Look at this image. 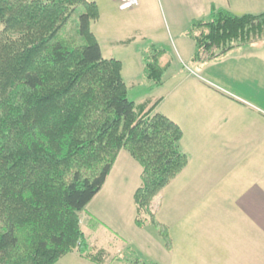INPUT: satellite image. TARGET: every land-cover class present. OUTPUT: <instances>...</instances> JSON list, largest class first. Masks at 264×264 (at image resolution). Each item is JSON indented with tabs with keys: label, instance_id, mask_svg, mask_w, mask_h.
I'll list each match as a JSON object with an SVG mask.
<instances>
[{
	"label": "trees",
	"instance_id": "obj_1",
	"mask_svg": "<svg viewBox=\"0 0 264 264\" xmlns=\"http://www.w3.org/2000/svg\"><path fill=\"white\" fill-rule=\"evenodd\" d=\"M76 13L81 41L66 34ZM98 17L93 0H0V264H56L69 253L94 264H160L127 251L107 261L83 230L121 150L141 166L136 225L151 221L171 245L150 204L189 162L183 131L155 104L128 98L122 62L103 57L91 32ZM188 34L194 58L205 60L264 38V11L212 4ZM162 54L155 45L141 52L152 88L162 84Z\"/></svg>",
	"mask_w": 264,
	"mask_h": 264
},
{
	"label": "rangeland",
	"instance_id": "obj_2",
	"mask_svg": "<svg viewBox=\"0 0 264 264\" xmlns=\"http://www.w3.org/2000/svg\"><path fill=\"white\" fill-rule=\"evenodd\" d=\"M93 1L98 6L99 17L91 21V32L101 47L103 57H114L122 62L128 98L136 105L142 102H150L153 106L155 104L152 109L154 112H161L179 123L185 134L181 148L187 154L192 155L189 146L186 147L192 136L190 133L201 126L198 129L200 134L197 135L205 148L199 152L201 162L197 160L189 168L191 170L188 174L182 176L187 185L216 186V180L220 179V175H216L217 157H228L232 161L231 167L236 166L238 169L246 168L244 158L248 163L252 159L253 165H249L248 169L254 171L255 175H260L264 171V127L258 126L264 124V38L235 46L221 55L215 52L211 58L197 60L194 58V42L188 32L193 20L209 19L212 4L235 14H256L264 11V0H137L138 5L129 9L120 8L122 0ZM78 14H74L69 20L66 34L81 41L78 34ZM151 45L161 48V64L164 69L162 84L153 88L151 82L143 76L141 59V52ZM193 108H198V111H191ZM228 127L232 129L226 130ZM229 136L230 151L224 154L226 147L223 145H226ZM219 143L222 150L218 148ZM199 147L200 143L197 148ZM127 157L136 169H140L132 157ZM220 171H224V168ZM113 181L117 188L121 187L117 200L121 208H115L117 204L113 206L115 215L112 221L119 223L121 233L109 232L113 235L110 242L103 241L100 234L98 239H94L97 231L105 228L98 222L99 229L96 231L93 227L96 220L92 218L89 231L85 228L90 241L95 246L106 249L109 253L107 261L124 251L129 252L133 258L154 260L155 257L148 248L150 240L149 245H141L142 241L139 240H129L133 236L131 221L133 223L137 213L133 195L140 185V176L138 173L135 175L132 170L129 174L120 171ZM172 184L181 185V176ZM167 198L163 188L160 197L154 199L153 203L157 201L155 206L159 203L164 206L169 201ZM209 203L215 201L211 200ZM99 204L103 202L97 198L91 204L92 209ZM144 224L145 230H141V233L152 231L156 242H163L151 221H145ZM102 231L108 234V230ZM150 239L154 244L155 239ZM119 263L121 262L115 261V264ZM56 264L91 263L69 253Z\"/></svg>",
	"mask_w": 264,
	"mask_h": 264
},
{
	"label": "crops",
	"instance_id": "obj_3",
	"mask_svg": "<svg viewBox=\"0 0 264 264\" xmlns=\"http://www.w3.org/2000/svg\"><path fill=\"white\" fill-rule=\"evenodd\" d=\"M190 110L196 113L198 108ZM258 126L263 128L264 124ZM213 127H215L214 124ZM200 128L201 126H197L190 133L192 136L186 147L189 146L192 155L188 154V164L164 187L169 201H166L164 206L161 203L155 206L157 201L154 203L153 201L160 197L161 190L150 204L151 213L168 229L171 240L170 247H165L164 242L157 243L155 236L151 234L152 231L150 233L143 231L147 235L141 233V230L145 229L144 226L136 225V215H134L133 223L131 221L133 236L130 239L126 236V239L135 242L142 241L141 245H149L150 240L148 248L154 255V260L160 264H264V171L260 175H255L254 171L248 169L249 165H253L252 159L251 163H248L249 161L244 158L246 168L238 169L236 166L231 167L232 161L228 157H217L216 175H220V179L216 180V186L187 185L182 176L188 174L191 170L189 168L197 160L201 162L199 152L205 148L203 141L197 135L200 134L198 132ZM231 129L226 128V130ZM184 137L183 132L180 142L182 147ZM230 138L229 136L226 145H223L226 147L224 154L230 151L228 145ZM198 143L201 144L199 148H197ZM218 148L222 150L220 143ZM184 151L186 152V150ZM127 156L130 155L125 150L119 152L105 184L88 204L82 216L81 224L84 231L86 227L89 231V227L92 226L90 222L92 218L96 220V224H93L96 231L99 229L98 222L104 226L105 229L102 230H108V234H106L99 229L96 236L93 237L94 239H98V234H100L103 241L110 242L113 240V232L121 233L122 228L118 225L119 223L112 221V217L115 215L113 206L117 204L115 208H121L117 203L121 187L117 188L113 179L120 171H126L129 174L132 170L135 175L138 173L140 176L141 174V166L139 165L140 169H136L135 165L129 162ZM221 168H224V171H220ZM179 175L182 184L175 186L172 182ZM97 198L101 199L103 204L92 209L91 204ZM211 200H214L215 203H209ZM98 208L100 210H96ZM155 230L159 236L158 229ZM85 234L90 240L86 231ZM159 237L161 239V236ZM150 238L155 239L153 240L154 244ZM108 264H115V261H110Z\"/></svg>",
	"mask_w": 264,
	"mask_h": 264
},
{
	"label": "built area",
	"instance_id": "obj_4",
	"mask_svg": "<svg viewBox=\"0 0 264 264\" xmlns=\"http://www.w3.org/2000/svg\"><path fill=\"white\" fill-rule=\"evenodd\" d=\"M138 5L137 0H122L120 4L121 9H129V8H134Z\"/></svg>",
	"mask_w": 264,
	"mask_h": 264
}]
</instances>
